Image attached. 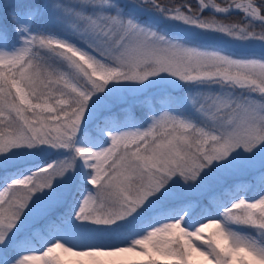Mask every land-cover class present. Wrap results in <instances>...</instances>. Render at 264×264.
<instances>
[{"label": "snow or ice", "instance_id": "6c2138e0", "mask_svg": "<svg viewBox=\"0 0 264 264\" xmlns=\"http://www.w3.org/2000/svg\"><path fill=\"white\" fill-rule=\"evenodd\" d=\"M0 264H264V0H2Z\"/></svg>", "mask_w": 264, "mask_h": 264}, {"label": "rangeland", "instance_id": "374dc122", "mask_svg": "<svg viewBox=\"0 0 264 264\" xmlns=\"http://www.w3.org/2000/svg\"><path fill=\"white\" fill-rule=\"evenodd\" d=\"M0 2H2V0H0Z\"/></svg>", "mask_w": 264, "mask_h": 264}, {"label": "trees", "instance_id": "16d2710c", "mask_svg": "<svg viewBox=\"0 0 264 264\" xmlns=\"http://www.w3.org/2000/svg\"><path fill=\"white\" fill-rule=\"evenodd\" d=\"M193 2H194V0H193Z\"/></svg>", "mask_w": 264, "mask_h": 264}]
</instances>
